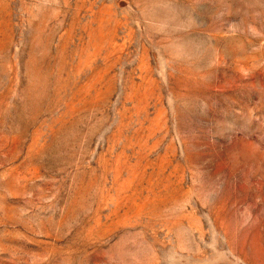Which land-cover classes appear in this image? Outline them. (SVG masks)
<instances>
[{"label": "rangeland", "instance_id": "obj_1", "mask_svg": "<svg viewBox=\"0 0 264 264\" xmlns=\"http://www.w3.org/2000/svg\"><path fill=\"white\" fill-rule=\"evenodd\" d=\"M0 264H264V0H0Z\"/></svg>", "mask_w": 264, "mask_h": 264}]
</instances>
